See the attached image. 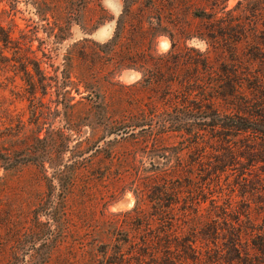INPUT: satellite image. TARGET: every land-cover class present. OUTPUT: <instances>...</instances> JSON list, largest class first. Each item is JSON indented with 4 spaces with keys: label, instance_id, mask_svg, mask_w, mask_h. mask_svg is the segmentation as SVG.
<instances>
[{
    "label": "rangeland",
    "instance_id": "rangeland-1",
    "mask_svg": "<svg viewBox=\"0 0 264 264\" xmlns=\"http://www.w3.org/2000/svg\"><path fill=\"white\" fill-rule=\"evenodd\" d=\"M243 1L0 0V264L113 262L147 221L156 228L143 176L182 161L206 188L209 157L221 153L209 101L220 115L232 109L212 46L241 60L239 95L264 103V0L255 20L257 3ZM255 166L246 181L243 167H227L219 183L241 216L242 250L261 261L264 163Z\"/></svg>",
    "mask_w": 264,
    "mask_h": 264
},
{
    "label": "trees",
    "instance_id": "trees-1",
    "mask_svg": "<svg viewBox=\"0 0 264 264\" xmlns=\"http://www.w3.org/2000/svg\"><path fill=\"white\" fill-rule=\"evenodd\" d=\"M248 1L250 0L239 2L237 6L248 4ZM262 1L254 0L257 4L250 7L254 20L261 14L259 11L262 9L257 8V5ZM206 15L196 17L212 21V28L218 29L220 19L216 14ZM7 37L6 32L0 28V41L6 42ZM221 45L211 48L212 53L221 55V59L224 60L220 63L221 70L225 67L228 74L223 82L230 87V90L223 91V94L219 95L224 97L223 100L227 99L225 101L232 109L220 115L209 101L207 109L212 112L211 117L214 119L209 125V131L215 135L216 140L218 139L216 143L219 144L221 153L218 156L209 157L210 169L207 172L204 171L205 178H203L206 188L195 185L198 175L191 174L189 171L186 172L188 175H184L182 161L177 163L178 169L174 171L155 170L150 172L152 174L143 176L145 183L141 185L144 190L138 194L148 199L149 203L153 202L150 209L154 212L156 219L151 221L156 222L154 225L156 228L151 230L148 227L150 221H147L143 226L146 227V236L139 241L129 240V252H117L113 262L108 258L106 264H264V246L258 248L261 261L258 260L259 256L256 253L242 250L241 216L233 214L230 210L232 204L230 197L223 194L219 183L227 167H243L244 170L240 171L238 176L245 180V177L256 168L255 165L258 162L264 163V156L255 155L261 150L253 148V144H264V107H262L264 103L255 106L253 103L249 104L244 96L239 95L241 85L236 83L242 62L236 54L226 52L223 47L219 48ZM252 78L258 79L256 76ZM242 79L250 88L256 86L250 84L251 78ZM260 84L264 85L262 82ZM217 88H221L220 84ZM262 90L264 91V87ZM139 127L143 128L137 131H142L149 125ZM136 128L138 127L127 129ZM241 136L244 140L248 139L250 144L245 146L238 145V142L236 144L234 138ZM193 143L196 145L197 142ZM97 149L98 147L94 151L96 152ZM196 151H198L197 147ZM196 158L193 162L200 163L203 159L199 153ZM243 159L246 164L241 162ZM5 160L0 155V162ZM156 163L149 162L152 166H157ZM204 203H207L206 207L202 206ZM244 217L249 219V213ZM250 240L255 249L254 238ZM199 244H203L202 247ZM103 257L107 256L103 254Z\"/></svg>",
    "mask_w": 264,
    "mask_h": 264
},
{
    "label": "water",
    "instance_id": "water-1",
    "mask_svg": "<svg viewBox=\"0 0 264 264\" xmlns=\"http://www.w3.org/2000/svg\"><path fill=\"white\" fill-rule=\"evenodd\" d=\"M142 128H143V127H138V128H136V129H126V130L120 131V132H118V133L112 134L109 138H110V139H113V138H119V137H121V136H123V135L133 133V132H135V131H137V130H140V129H142Z\"/></svg>",
    "mask_w": 264,
    "mask_h": 264
}]
</instances>
